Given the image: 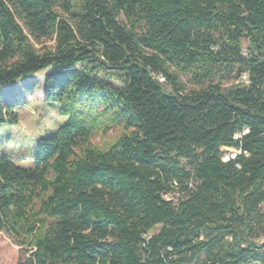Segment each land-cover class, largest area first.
Segmentation results:
<instances>
[{"label": "trees", "instance_id": "1", "mask_svg": "<svg viewBox=\"0 0 264 264\" xmlns=\"http://www.w3.org/2000/svg\"><path fill=\"white\" fill-rule=\"evenodd\" d=\"M44 70L66 123L0 153L15 264H264V0H0V88Z\"/></svg>", "mask_w": 264, "mask_h": 264}, {"label": "rangeland", "instance_id": "2", "mask_svg": "<svg viewBox=\"0 0 264 264\" xmlns=\"http://www.w3.org/2000/svg\"><path fill=\"white\" fill-rule=\"evenodd\" d=\"M119 22L126 23L123 17L119 18ZM49 71H41L30 78L0 88L1 101L16 105L15 113L18 119L17 125H0V153L15 159L16 164L22 168L32 166L38 141L52 136L67 121L66 117L58 113L56 104L44 101L43 81ZM180 79L187 91L198 89L187 77L180 76ZM223 83L228 86L231 81ZM165 88L170 90L168 86ZM121 132L119 129L111 130L104 138L96 135L92 144L102 147L105 143L113 142ZM222 151L225 158L235 150L222 148ZM159 229L160 227L153 228L148 235L156 234ZM18 256V247L0 232V264H15Z\"/></svg>", "mask_w": 264, "mask_h": 264}, {"label": "built area", "instance_id": "3", "mask_svg": "<svg viewBox=\"0 0 264 264\" xmlns=\"http://www.w3.org/2000/svg\"><path fill=\"white\" fill-rule=\"evenodd\" d=\"M156 78H157V80L160 83H164L165 82L164 78L161 75L157 76ZM238 83L248 84L247 76L245 74L241 75L240 78L235 82V84H238ZM240 154H241V151H239V150L234 151L233 154L227 155L225 158H223V161L234 160L235 157L240 155ZM174 187H176L175 183H174ZM178 195H179V193L177 192V189L175 188L173 193L163 195V199L166 200V201H169L170 199H172V197H174V196L177 197ZM254 264H259V263H254Z\"/></svg>", "mask_w": 264, "mask_h": 264}]
</instances>
